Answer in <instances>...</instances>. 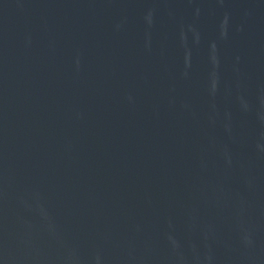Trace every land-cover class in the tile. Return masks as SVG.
Returning a JSON list of instances; mask_svg holds the SVG:
<instances>
[{"label":"water","instance_id":"95a60500","mask_svg":"<svg viewBox=\"0 0 264 264\" xmlns=\"http://www.w3.org/2000/svg\"><path fill=\"white\" fill-rule=\"evenodd\" d=\"M0 264H264V0H0Z\"/></svg>","mask_w":264,"mask_h":264}]
</instances>
